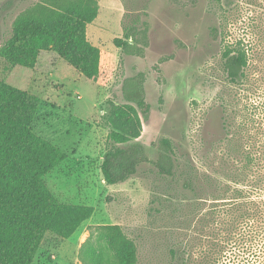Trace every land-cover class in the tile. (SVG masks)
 <instances>
[{"label":"rangeland","instance_id":"374dc122","mask_svg":"<svg viewBox=\"0 0 264 264\" xmlns=\"http://www.w3.org/2000/svg\"><path fill=\"white\" fill-rule=\"evenodd\" d=\"M97 1L87 37L102 50L100 78L86 79L52 51L34 69L0 57V79L41 98L34 132L67 155L44 177L49 189L61 202L95 210L71 238L48 234L33 264H116L102 231L109 225L134 241L137 264H217V206L228 223L244 225L245 203H264V0ZM40 4L45 0H0V47L15 20ZM128 31L137 33L143 56L114 45ZM144 31L147 45L138 35ZM237 42L248 66L233 84L222 55ZM135 78L149 111L138 110L143 132L134 142L149 162L108 185L100 170L110 146L106 114L111 103H129L124 86ZM164 139L170 175L155 165ZM235 202L244 207L229 216ZM240 241L219 264L250 260L249 243ZM172 250L185 261L176 262Z\"/></svg>","mask_w":264,"mask_h":264},{"label":"trees","instance_id":"16d2710c","mask_svg":"<svg viewBox=\"0 0 264 264\" xmlns=\"http://www.w3.org/2000/svg\"><path fill=\"white\" fill-rule=\"evenodd\" d=\"M98 16L97 0H45V4L15 20L12 36L0 47V57L10 65L34 69L41 53L52 51L86 79L100 78L102 50L87 37L88 26ZM138 35L147 45L145 31ZM113 43L124 53L144 55V48L136 45V32L128 31ZM222 57L228 80L238 83L248 66L247 50L237 42L225 47ZM139 80L125 83L129 103H111L106 114L111 128L110 146L100 170L108 185L127 181L141 163L149 162L144 146L134 142L143 132L138 110L144 114L149 111L143 81ZM40 105V97L0 79V264H33L48 234L67 240L95 211L92 206L61 202L46 184L44 177L63 163L67 155L34 132L33 123ZM161 145L164 153L155 165L161 173L170 175L174 168L171 144L164 139ZM245 205L249 211L244 225L237 218L228 223L217 206V264L229 246L239 239L249 243L248 258H251L245 261L264 264V203L249 199ZM227 206L230 216L244 204L235 202ZM102 231L114 252L116 264H137L136 244L120 226H103ZM171 253L176 262L185 261L179 259L176 250Z\"/></svg>","mask_w":264,"mask_h":264},{"label":"crops","instance_id":"0c3cea01","mask_svg":"<svg viewBox=\"0 0 264 264\" xmlns=\"http://www.w3.org/2000/svg\"><path fill=\"white\" fill-rule=\"evenodd\" d=\"M43 53H46V52H43ZM43 53H41V54H43ZM39 58H40V56H39ZM38 62H39V60H38ZM38 64V63H37ZM37 66V65H36Z\"/></svg>","mask_w":264,"mask_h":264}]
</instances>
